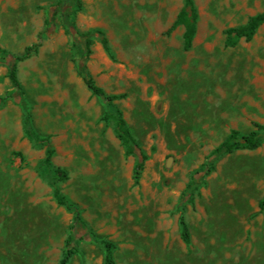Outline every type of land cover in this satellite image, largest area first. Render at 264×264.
Wrapping results in <instances>:
<instances>
[{"label":"rangeland","instance_id":"obj_1","mask_svg":"<svg viewBox=\"0 0 264 264\" xmlns=\"http://www.w3.org/2000/svg\"><path fill=\"white\" fill-rule=\"evenodd\" d=\"M80 31L100 29L111 58L93 36L84 55L56 0H0V47L17 62L31 125L50 136L54 167L68 173L60 191L96 239L80 240L68 264H103L98 241L115 244V264H264V143L221 156L185 210L190 244L180 239L178 198L191 173L231 129L264 123V27L249 41L224 44V30L254 10L239 0H194L195 37L183 48V27L170 33L183 0H81ZM90 76L107 102L91 94ZM13 91L0 64V96ZM121 110L147 159L137 181L105 113ZM23 110L0 107V264H58L72 213L58 205L41 176L44 147L27 140Z\"/></svg>","mask_w":264,"mask_h":264},{"label":"trees","instance_id":"obj_2","mask_svg":"<svg viewBox=\"0 0 264 264\" xmlns=\"http://www.w3.org/2000/svg\"><path fill=\"white\" fill-rule=\"evenodd\" d=\"M81 0H56L55 4L48 12L45 20V25L49 27L53 18L60 15L66 32L70 36L73 45L80 48L81 52L86 56L91 52L90 46L93 43L92 37L98 38L104 50L112 58L113 55L108 45V39L104 32L100 29L91 31H80L75 24L74 15L81 10ZM198 13L194 0H183L181 8L178 10L174 20L168 27L167 33H170L177 26L183 27L182 42L183 48L189 49L195 37L197 30ZM264 23V11L252 15L243 25L228 27L224 30L226 46H235L240 38L249 41L253 38L258 27ZM40 41L27 45L21 55H13L7 50L0 47V64L4 62L7 65V77L13 87V91L0 96V107L3 106L7 99L19 105L23 110L22 128L27 140L35 146L44 147V157L42 159L41 176L44 177L52 189V196L55 202L64 207L67 211L72 213V220L69 225L68 233L64 240V246L59 258L58 264H68L72 256L80 254L78 242L80 240H92L96 237L86 227L81 218L80 211L67 197L60 191L57 180H65L68 173L61 169L54 167L52 157L54 155V148L50 143V136H41L31 125V115L28 105L24 99V92L21 82L17 75V62L30 57L36 53ZM83 81L91 94L97 96H105L107 102L121 98L123 94L105 95L103 89L97 86L93 79L87 74L83 75ZM104 120L111 119L112 129L115 137L124 148L125 154L135 158L133 165V176L137 181L141 175L147 155L143 148L132 134L127 122L125 121L122 112L118 108H114L104 114ZM264 143V123L254 124V128L247 133H242L237 129H231L228 135L215 146L205 160L191 173L189 181L178 198V228L180 239L186 245L190 244V230L185 217V210L187 205L193 204L195 197L199 194V188L205 183L207 176H209L215 168V162L223 155L230 154L240 149H255ZM57 179V180H56ZM264 204V198L260 201V206ZM104 249L103 264H115L113 252L115 244L107 239L101 238L98 240Z\"/></svg>","mask_w":264,"mask_h":264},{"label":"crops","instance_id":"obj_3","mask_svg":"<svg viewBox=\"0 0 264 264\" xmlns=\"http://www.w3.org/2000/svg\"><path fill=\"white\" fill-rule=\"evenodd\" d=\"M253 7L254 10L252 12L249 13V15L247 16V18H245L241 23L237 24V25H231L229 27H235V26H239V25H243L247 22L248 18L252 15H255L257 13L263 12L264 11V0H253ZM238 12V14H243L245 8V1L244 0H239V2L236 4V8H235ZM261 27H264V23L261 24L257 31L255 32L253 39L256 37L257 32L260 30ZM228 28V27H227ZM198 30V27H197ZM196 30V31H197ZM241 39V38H240Z\"/></svg>","mask_w":264,"mask_h":264}]
</instances>
